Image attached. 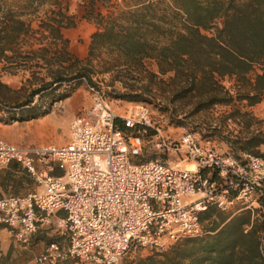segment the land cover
Wrapping results in <instances>:
<instances>
[{"label": "trees", "instance_id": "obj_1", "mask_svg": "<svg viewBox=\"0 0 264 264\" xmlns=\"http://www.w3.org/2000/svg\"><path fill=\"white\" fill-rule=\"evenodd\" d=\"M107 1L82 0L83 16L96 29L86 56L79 57L63 33L77 23L67 2L0 0L1 69L29 73L28 95L15 105L26 113L21 118L35 117L36 104L44 106L33 103L36 95L50 103L69 95L58 92L63 84L81 78L93 83L92 62L98 60L104 72L116 68L131 75L120 98L139 100L142 88L161 89L171 103L190 106L191 115L222 104L232 106L227 118H240L246 127L258 120L247 107L264 97V0H124L117 9ZM146 59L155 61L156 70L147 69ZM2 88L12 89L0 80V102H6L10 96ZM114 123L123 128L119 117ZM227 143L235 156V149L256 154L264 136H235ZM259 203L227 214L206 207L198 213L204 235L132 264H264V201Z\"/></svg>", "mask_w": 264, "mask_h": 264}, {"label": "built area", "instance_id": "obj_2", "mask_svg": "<svg viewBox=\"0 0 264 264\" xmlns=\"http://www.w3.org/2000/svg\"><path fill=\"white\" fill-rule=\"evenodd\" d=\"M89 88L97 94L99 112L94 118L72 116L64 144L27 146L0 138V166L15 162L37 183L21 196L0 197V223L15 241L29 243L39 224L49 225L63 212L65 240L47 242L35 264H118L163 252L183 238L204 235L198 213L206 207L234 213L264 201V154L235 156L204 146L184 130L173 142L155 134V145L193 162L194 169L138 161L141 131L153 127L146 103L136 101L127 115L118 116L104 92ZM116 117L124 129L115 125ZM261 242L264 246V234Z\"/></svg>", "mask_w": 264, "mask_h": 264}, {"label": "rangeland", "instance_id": "obj_3", "mask_svg": "<svg viewBox=\"0 0 264 264\" xmlns=\"http://www.w3.org/2000/svg\"><path fill=\"white\" fill-rule=\"evenodd\" d=\"M65 1L69 2L71 7L74 8L80 0ZM122 2L124 0H109L106 3L110 8L117 9L122 7ZM71 28L73 29L71 39L74 45H77V47L74 46L75 48L72 47V51L76 50L80 54L82 52L80 44L83 40L79 35L90 30V26L78 24ZM145 61L147 69L156 70V63L153 59H146ZM92 63L91 74L93 83H88L84 78H81L71 82L70 85L63 84L58 89V92L67 91L69 95L64 98L54 99L50 103L46 102L49 98L43 97V99L38 100L36 95L33 103L42 102L41 104L44 106L39 107L36 104L38 109L33 113L37 112L38 114L31 119H24L26 113L20 112V109H15V105L28 95L29 87L26 83V77L29 73L23 70H19L15 74L5 72L1 69L2 62L0 61V80L12 89V91H9L2 88V92L9 95L10 98L6 102H0V129L1 127L7 128L6 130L12 133L11 137H17L20 139V143L27 146L64 144L69 135L68 123L72 116L82 114L89 118H94L99 112L96 106L97 94L89 88V86H92L93 89L104 92L108 96L107 100L110 110L118 116L127 115L128 111H130L129 109L136 101H144L146 103L153 127H148L146 131H141V135L144 137V148L141 155L136 158L138 161L157 159L169 162L173 166L189 167L192 165L195 168L193 162L180 161V157H177L172 152L167 153L166 150L158 148L155 145V134H162L167 137L169 142H173L179 137V134L187 130L194 133L204 146L219 151L231 150L227 140L232 139V137L239 136L243 138L257 132H261L264 136V119H258L260 121L250 120L249 126L246 127L244 120L240 118H227V113L232 106L215 104L211 109L191 115L189 113L191 107H182L179 104L171 103L168 99V92H164L161 89L149 91L148 88H140L141 99L139 100L120 98L117 93L128 90V87L123 86V83L131 82L133 80L130 77L131 75L127 71H118L116 68L104 72L102 71L104 67L98 60H93ZM146 79L143 73L142 81H146ZM42 110L44 112H41ZM13 116L14 118H12ZM22 116L24 118H21ZM234 151L239 154L237 149ZM47 237L52 238V236ZM47 241L45 240V243ZM150 253L152 252L143 253V256H136L135 258H123L118 264H132V261L146 257Z\"/></svg>", "mask_w": 264, "mask_h": 264}, {"label": "crops", "instance_id": "obj_4", "mask_svg": "<svg viewBox=\"0 0 264 264\" xmlns=\"http://www.w3.org/2000/svg\"><path fill=\"white\" fill-rule=\"evenodd\" d=\"M67 3L69 4V11L75 13L77 16L76 25L90 26V30L79 35L83 40L80 44L82 52L79 54L76 50H74L75 52L73 51L77 56L84 57L88 51L90 34L96 29V25L93 21L83 16L85 6L82 0L74 8L71 7L69 2ZM71 27L73 26L64 28L63 33L70 39V48L72 50V47L75 48L77 45H74L71 39L73 34ZM247 109H250L257 119H264V97L261 101L247 107ZM6 129L5 127H1L0 138L2 137L17 145L23 144L20 143L21 141L17 137H11L12 133ZM256 149L259 152L256 154H264V143L260 144ZM58 174H60V170L56 168L53 175L56 176ZM35 189H37V183H35L23 166L15 162H11L6 166H0V197L4 195L21 196ZM62 216L63 212L58 211L57 214L51 217V223L49 225L39 224L37 230L31 235L30 242L22 245L15 241L10 229L0 223V264H35V256L43 249L46 244L45 240L50 239L47 236H52L55 241L65 240L64 236L60 235V219Z\"/></svg>", "mask_w": 264, "mask_h": 264}, {"label": "bare ground", "instance_id": "obj_5", "mask_svg": "<svg viewBox=\"0 0 264 264\" xmlns=\"http://www.w3.org/2000/svg\"><path fill=\"white\" fill-rule=\"evenodd\" d=\"M194 165H195V164H194ZM188 168H190V169H194V166L190 165Z\"/></svg>", "mask_w": 264, "mask_h": 264}]
</instances>
